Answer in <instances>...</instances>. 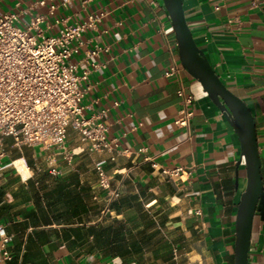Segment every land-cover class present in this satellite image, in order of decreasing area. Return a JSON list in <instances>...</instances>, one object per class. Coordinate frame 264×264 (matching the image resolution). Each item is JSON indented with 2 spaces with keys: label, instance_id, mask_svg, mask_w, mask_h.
I'll return each mask as SVG.
<instances>
[{
  "label": "crops",
  "instance_id": "crops-1",
  "mask_svg": "<svg viewBox=\"0 0 264 264\" xmlns=\"http://www.w3.org/2000/svg\"><path fill=\"white\" fill-rule=\"evenodd\" d=\"M183 8L196 44L254 117L264 182V0H184ZM98 12L103 15L82 33L71 60L79 71L89 68L85 112L106 109V138L115 150L92 151L69 128L68 162L55 146L17 147L4 136L0 225L8 241H0V264H138L131 256L143 249L134 237L147 229L138 212L151 215L154 229L171 223L184 233V253L201 256L204 264H233L236 208L246 183L239 141L182 67L162 0H0V14L16 13L19 26L43 15L46 34L57 33L58 18L73 23ZM95 46L98 53L83 59ZM172 63L177 72L166 76ZM180 86L192 95L187 126L175 123L183 106ZM176 167L183 168L178 175L161 172ZM113 191L117 197L109 196ZM167 203L169 215L159 211ZM248 264H264L258 216Z\"/></svg>",
  "mask_w": 264,
  "mask_h": 264
},
{
  "label": "built area",
  "instance_id": "built-area-1",
  "mask_svg": "<svg viewBox=\"0 0 264 264\" xmlns=\"http://www.w3.org/2000/svg\"><path fill=\"white\" fill-rule=\"evenodd\" d=\"M102 15L103 12L89 14L73 23L58 18L56 22L61 27L57 33L46 34V26L42 25L45 17L41 14H34L25 26L18 25L16 13L0 14V144L4 136H10L17 147L55 146L69 162L73 154L66 149L65 141L71 128L90 150L114 152L116 143L106 138V109L85 112L83 100L89 87V68L85 66L79 71L78 62L71 60L83 44L82 33L94 29ZM99 49H89L83 59L96 55ZM176 72V63H172L164 74L172 76ZM176 93L182 97L183 106L175 123L187 126L192 115V95L183 86ZM146 159L152 162L150 157ZM98 170L101 184L107 185L103 170ZM182 171L181 167L161 169L169 176ZM0 241L3 246L8 241L2 225Z\"/></svg>",
  "mask_w": 264,
  "mask_h": 264
},
{
  "label": "water",
  "instance_id": "water-1",
  "mask_svg": "<svg viewBox=\"0 0 264 264\" xmlns=\"http://www.w3.org/2000/svg\"><path fill=\"white\" fill-rule=\"evenodd\" d=\"M183 1L162 0L173 25L181 65L200 82L211 101L227 117L237 135L244 160L246 183L236 208L233 264H248L253 220L255 216L264 220V182L255 121L244 100L224 84L196 44L185 18Z\"/></svg>",
  "mask_w": 264,
  "mask_h": 264
},
{
  "label": "rangeland",
  "instance_id": "rangeland-1",
  "mask_svg": "<svg viewBox=\"0 0 264 264\" xmlns=\"http://www.w3.org/2000/svg\"><path fill=\"white\" fill-rule=\"evenodd\" d=\"M109 196L117 197L114 191L109 193ZM171 208L167 203L159 207V211L161 210L163 214L169 215L172 212ZM134 210L136 211L138 208ZM138 215L143 222V228L147 227V229L137 232L134 237V241L137 242V245H141L143 249L142 253L138 252L139 249H134V254L131 256L138 264H204L201 256L195 253H184L189 241L184 233L178 234L171 223L166 225L160 223V229H154L150 214L145 215L138 212Z\"/></svg>",
  "mask_w": 264,
  "mask_h": 264
},
{
  "label": "bare ground",
  "instance_id": "bare-ground-1",
  "mask_svg": "<svg viewBox=\"0 0 264 264\" xmlns=\"http://www.w3.org/2000/svg\"><path fill=\"white\" fill-rule=\"evenodd\" d=\"M16 164H17V166H18L20 169H22L23 165H22V163H20V160L16 161Z\"/></svg>",
  "mask_w": 264,
  "mask_h": 264
}]
</instances>
